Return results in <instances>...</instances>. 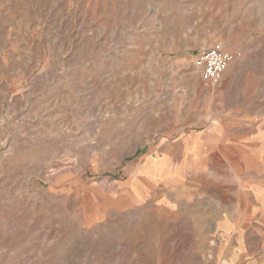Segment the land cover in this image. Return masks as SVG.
Here are the masks:
<instances>
[{"label": "rangeland", "instance_id": "1", "mask_svg": "<svg viewBox=\"0 0 264 264\" xmlns=\"http://www.w3.org/2000/svg\"><path fill=\"white\" fill-rule=\"evenodd\" d=\"M263 154L264 0H0V264H245Z\"/></svg>", "mask_w": 264, "mask_h": 264}, {"label": "built area", "instance_id": "2", "mask_svg": "<svg viewBox=\"0 0 264 264\" xmlns=\"http://www.w3.org/2000/svg\"><path fill=\"white\" fill-rule=\"evenodd\" d=\"M227 51L216 45L208 51L199 54L196 61V67L200 70L204 79L210 82H220L228 71L232 61Z\"/></svg>", "mask_w": 264, "mask_h": 264}, {"label": "crops", "instance_id": "3", "mask_svg": "<svg viewBox=\"0 0 264 264\" xmlns=\"http://www.w3.org/2000/svg\"><path fill=\"white\" fill-rule=\"evenodd\" d=\"M218 152V155L220 156L221 155V152L220 151H217ZM261 159L264 160V154L262 155ZM264 163V161H263ZM254 169L253 168H249L247 173H253ZM262 174H264V170L262 172ZM262 185H264V181H261L260 182ZM248 186H250L251 188L255 189L256 186L252 183H248ZM234 200V199H232ZM259 205H262L263 204H260ZM237 213L238 211L236 210L234 212V214H226V213H223V215H219L218 217H216L215 222L216 223H221V222H230V223H234V222H238L239 221V218L237 216ZM246 219L248 218L247 216L245 217ZM246 221V220H245ZM241 223V222H239ZM237 229H238V226H237ZM264 235V234H263ZM246 237H250L249 239H247V241L244 239L243 241L244 242H238L237 245L234 244V248H236V253H243L245 250L242 249V245H246V246H250V245H254L257 243V241L255 240V238H252V235L250 233L247 234ZM255 237V236H254ZM236 237L233 236L232 239H235ZM159 242V240L157 241V243ZM250 250H252L253 252V256L251 257V261L249 262H245V264H264V261H261L258 259L259 256H256V253H259L260 250L261 252H264V249H258V248H251ZM251 252V251H250ZM248 252V253H250ZM97 251L95 249H86V254L82 257V261L84 264H98L99 260L97 259Z\"/></svg>", "mask_w": 264, "mask_h": 264}]
</instances>
